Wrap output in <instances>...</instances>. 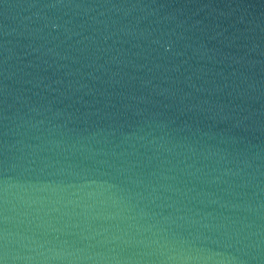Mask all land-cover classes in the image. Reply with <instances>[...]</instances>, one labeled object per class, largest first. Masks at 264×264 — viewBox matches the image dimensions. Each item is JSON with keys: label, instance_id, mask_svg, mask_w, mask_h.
I'll list each match as a JSON object with an SVG mask.
<instances>
[{"label": "water", "instance_id": "1", "mask_svg": "<svg viewBox=\"0 0 264 264\" xmlns=\"http://www.w3.org/2000/svg\"><path fill=\"white\" fill-rule=\"evenodd\" d=\"M0 264H264V0H0Z\"/></svg>", "mask_w": 264, "mask_h": 264}]
</instances>
